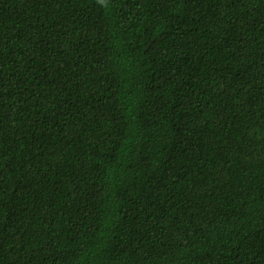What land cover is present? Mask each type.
<instances>
[{"label": "trees", "instance_id": "1", "mask_svg": "<svg viewBox=\"0 0 264 264\" xmlns=\"http://www.w3.org/2000/svg\"><path fill=\"white\" fill-rule=\"evenodd\" d=\"M0 264H264V0H0Z\"/></svg>", "mask_w": 264, "mask_h": 264}]
</instances>
